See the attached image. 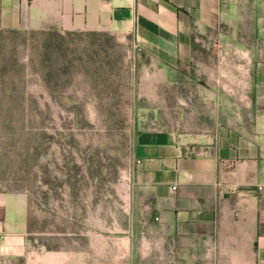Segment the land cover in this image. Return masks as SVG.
I'll use <instances>...</instances> for the list:
<instances>
[{
    "label": "crops",
    "instance_id": "0c3cea01",
    "mask_svg": "<svg viewBox=\"0 0 264 264\" xmlns=\"http://www.w3.org/2000/svg\"><path fill=\"white\" fill-rule=\"evenodd\" d=\"M0 30L129 34L197 81L190 127L137 137L130 183L148 216L132 249L264 264V0H0ZM27 236V196L1 192L0 257H26Z\"/></svg>",
    "mask_w": 264,
    "mask_h": 264
},
{
    "label": "rangeland",
    "instance_id": "374dc122",
    "mask_svg": "<svg viewBox=\"0 0 264 264\" xmlns=\"http://www.w3.org/2000/svg\"><path fill=\"white\" fill-rule=\"evenodd\" d=\"M198 87L129 34L0 30V193L28 199V254L0 264H160L132 249L136 140L190 127Z\"/></svg>",
    "mask_w": 264,
    "mask_h": 264
}]
</instances>
